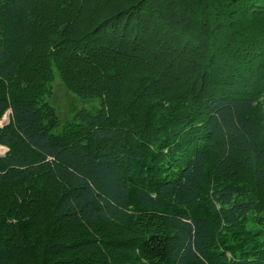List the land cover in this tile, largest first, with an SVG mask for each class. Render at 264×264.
Instances as JSON below:
<instances>
[{
    "label": "trees",
    "instance_id": "16d2710c",
    "mask_svg": "<svg viewBox=\"0 0 264 264\" xmlns=\"http://www.w3.org/2000/svg\"><path fill=\"white\" fill-rule=\"evenodd\" d=\"M0 148V264H264V0H0Z\"/></svg>",
    "mask_w": 264,
    "mask_h": 264
},
{
    "label": "rangeland",
    "instance_id": "374dc122",
    "mask_svg": "<svg viewBox=\"0 0 264 264\" xmlns=\"http://www.w3.org/2000/svg\"><path fill=\"white\" fill-rule=\"evenodd\" d=\"M53 96L50 99L51 105L55 108L56 115L60 122L68 120L71 113L79 109H91L97 106V103L84 102L78 99L76 96L68 93L59 80H56L53 84ZM3 154L2 148H0V155Z\"/></svg>",
    "mask_w": 264,
    "mask_h": 264
},
{
    "label": "water",
    "instance_id": "95a60500",
    "mask_svg": "<svg viewBox=\"0 0 264 264\" xmlns=\"http://www.w3.org/2000/svg\"><path fill=\"white\" fill-rule=\"evenodd\" d=\"M7 118H8V117L6 116V118L3 120V122H5V120H7ZM3 122H2V124H3ZM2 150H3V154H4L5 152H7L6 149H3V148H2Z\"/></svg>",
    "mask_w": 264,
    "mask_h": 264
}]
</instances>
